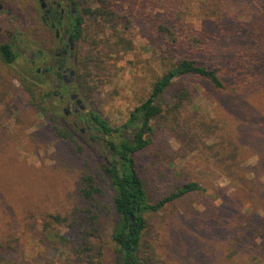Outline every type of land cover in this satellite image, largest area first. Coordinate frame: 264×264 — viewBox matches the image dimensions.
Here are the masks:
<instances>
[{
  "label": "rangeland",
  "instance_id": "obj_1",
  "mask_svg": "<svg viewBox=\"0 0 264 264\" xmlns=\"http://www.w3.org/2000/svg\"><path fill=\"white\" fill-rule=\"evenodd\" d=\"M76 1L81 11L96 5L95 0ZM199 1L190 0L196 11ZM0 5V44L15 40L19 51L46 47L50 31L42 21L38 0H0ZM133 6L140 7L138 0H118L116 8L127 11L129 20L116 17L114 21L129 44H115L117 30L112 23L87 19L86 41L76 45L86 50L94 39L110 40L99 46L100 58L91 64V78L98 88L86 103L113 126L127 121L133 109L149 97L153 82L174 59L157 32L162 10L156 9L152 17ZM194 24L202 27L199 20ZM22 55L9 68L0 64V264H92L86 254L80 256L71 248L84 239L92 243L93 252H102L100 264H119L112 240L113 220L104 217L95 234L86 235L85 225L68 228L52 219L80 205V175L84 169L99 174L105 156L98 154L106 150L101 142H93L95 128L81 132L80 123L78 136L86 147L77 152L57 134L55 122L28 103L18 76L35 69ZM79 58L73 54L71 66L77 68ZM256 90L224 103L238 110L246 104L243 101L263 104V94ZM55 98L64 114V104ZM224 98L200 82L181 123L157 127L153 143L135 155L152 200L191 180L220 195L206 200L191 194L150 217L147 238L154 239L168 264H234L240 260L243 244L238 243V251L233 252L232 234L249 235L259 245L264 242L261 236L255 240V225L247 226L243 219L250 209L264 216V126L263 134L255 135L257 122H246L253 136L240 138V120L220 106L219 99ZM107 194L110 198L109 188Z\"/></svg>",
  "mask_w": 264,
  "mask_h": 264
},
{
  "label": "trees",
  "instance_id": "obj_2",
  "mask_svg": "<svg viewBox=\"0 0 264 264\" xmlns=\"http://www.w3.org/2000/svg\"><path fill=\"white\" fill-rule=\"evenodd\" d=\"M138 2V8H143L152 17L156 9L162 10L157 32L174 59L169 68L153 82L149 97L133 109L123 124L113 126L93 110L89 114L85 113L96 123L93 142H101L106 150V153L103 151L98 154L99 157L105 156L102 170L96 174L84 169L79 180L80 205L65 214H54L52 219L68 228L85 225L86 235H94L101 220L106 217L113 220L112 240L119 264H168L158 252L154 239L147 238L150 217L191 194H200L206 200L217 199L220 195H213L201 182L191 180L176 184L157 200H152L137 168L135 155L153 143L157 127L162 129L169 124L175 126L181 123L194 102L200 82L225 97L224 101L219 99L220 106L240 120V138L247 134L253 136L246 125L252 120L259 127L253 130L254 134H263L264 0H200L197 11L190 0ZM95 4L84 8V11L77 7V15L72 22L76 45L86 41L87 19L112 23L110 26L114 31L117 30L115 44H129L120 35L118 23L114 24L116 17L129 20L127 11L116 8L118 0H95ZM138 8L133 6L135 10ZM135 10L132 12L135 13ZM196 20L202 23L200 29L194 24ZM108 42L109 39H94L88 49L80 50L77 46L72 52V55L77 53L81 57L76 68L77 91L85 102L92 101L98 88L91 78L94 73L91 64L100 58L99 46ZM37 51L44 54L41 48ZM21 55L13 43L0 44L1 65L9 68ZM80 66L84 69L81 70ZM18 78L28 103L41 115L55 122L57 134L68 139L77 152H82L86 144L81 141L78 129L69 117L60 113L45 77L36 71H23ZM257 88L262 91L258 93L263 94V104L253 101L247 104V101H243L247 106L242 102L244 107L238 110L224 103L226 99H243L244 95L257 91ZM169 92L173 102L168 99ZM262 159L264 161V153ZM108 188L111 191L110 198ZM243 219L245 225H255V240L261 236L264 241V216L250 209L244 212ZM240 242L243 245L238 251L235 246ZM231 243L234 245L233 252H241L240 260L234 264H264V242L259 245L253 243L249 235L242 238L239 234H232ZM71 248L80 256L86 254L92 264L101 263L98 258L102 252H93L92 243L85 239L80 246L71 245Z\"/></svg>",
  "mask_w": 264,
  "mask_h": 264
},
{
  "label": "flooded vegetation",
  "instance_id": "obj_3",
  "mask_svg": "<svg viewBox=\"0 0 264 264\" xmlns=\"http://www.w3.org/2000/svg\"><path fill=\"white\" fill-rule=\"evenodd\" d=\"M38 1L42 9V21L50 31V40L43 48L46 55L38 53L37 50L27 51L24 48L21 49L22 54L26 55L35 71L46 78L49 91L51 89L53 95L59 98L60 104H64L63 112L72 119L75 127L79 128L81 123L83 126L80 127L81 132L96 128V123L91 120V117L85 115V113L89 114L90 110L77 91L76 68L69 62L72 52L76 49L72 23L77 15L76 0ZM2 8L3 6L0 5V11L3 10ZM52 34L58 42L56 47ZM12 43L15 44V40ZM54 66H56L55 69ZM80 99L85 105L84 108L78 103Z\"/></svg>",
  "mask_w": 264,
  "mask_h": 264
},
{
  "label": "water",
  "instance_id": "obj_4",
  "mask_svg": "<svg viewBox=\"0 0 264 264\" xmlns=\"http://www.w3.org/2000/svg\"><path fill=\"white\" fill-rule=\"evenodd\" d=\"M72 74H74V71H72ZM76 96H77V95H76ZM78 103L81 104V107H82V108L85 107V105L83 104V101H82L81 99L78 101Z\"/></svg>",
  "mask_w": 264,
  "mask_h": 264
}]
</instances>
